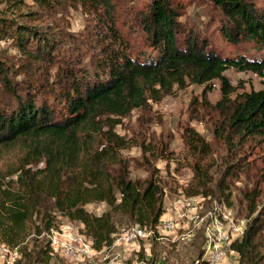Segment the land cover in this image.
Instances as JSON below:
<instances>
[{
	"label": "trees",
	"instance_id": "16d2710c",
	"mask_svg": "<svg viewBox=\"0 0 264 264\" xmlns=\"http://www.w3.org/2000/svg\"><path fill=\"white\" fill-rule=\"evenodd\" d=\"M20 19L0 15V154L14 158L0 167V242L19 247L16 264L47 262L58 216L81 224L94 249L113 242L118 226L156 228L163 213V190L156 169L147 178L129 175L130 158L121 150L130 138L115 131L120 117L148 107L173 86L203 85L201 98L214 84L220 96L210 108L218 113L214 135L227 144L217 188L229 205L228 178L244 164L234 152L248 137L264 135V5L257 0H208L218 31L241 46L221 54L207 36L180 20L178 0H149L136 14L143 41L154 52L135 49L118 25L111 0H32ZM64 2L78 3L87 13V31H68L58 19L42 23ZM43 13V14H42ZM251 72L261 78L257 90H240L226 70ZM201 99V100H202ZM185 147L205 158L208 142L185 127ZM142 156L171 157L169 150L143 142ZM169 159V158H167ZM202 159L191 163L194 177L187 195L210 194ZM232 160V161H231ZM215 196V195H214ZM247 215L264 210V192L244 193ZM90 203H104L100 213ZM262 218L252 216L232 248L252 261L264 238ZM32 235V237H30ZM42 236V237H41ZM32 242V247H28Z\"/></svg>",
	"mask_w": 264,
	"mask_h": 264
},
{
	"label": "rangeland",
	"instance_id": "374dc122",
	"mask_svg": "<svg viewBox=\"0 0 264 264\" xmlns=\"http://www.w3.org/2000/svg\"><path fill=\"white\" fill-rule=\"evenodd\" d=\"M149 0H111L114 4L119 27L126 32L135 49H141L146 54L153 55L148 44L143 41L144 35L135 20L144 4ZM182 10L180 20L185 27L191 25L201 30L208 38L210 46L221 54L238 52L241 46L233 44L221 37L216 21L211 16L214 11L208 0H178ZM264 5V0H257ZM32 0H0V15L20 19V12L25 11ZM33 9L37 6L34 4ZM55 14L42 17V23L51 24L53 17L58 19L60 25L68 31H87V13L78 3L64 2L55 8ZM43 14V13H42ZM8 42L1 41L5 46ZM230 82L240 86V90H257L262 87L261 78L251 72L236 71L232 68L226 70ZM203 85L186 84L183 87L173 86L171 92L159 100L151 102L144 109H133L126 116L120 117L115 131L130 138L131 143L121 150L122 154L130 158L129 175L132 178H147L150 169H156V175L161 179L163 190L162 218L176 221L177 226L170 230L162 227L146 238H139L133 242L118 240L121 233L133 225L118 226L113 235V242L101 249H88L90 239L82 232V226L77 221H69L58 216V228L51 230L44 236L50 241V258L47 262L34 264H264V238L259 240L257 255L250 261L243 258L238 251L232 248L233 239L239 241L247 221L254 215L262 218L264 224V210L256 211L248 216L246 213V200L244 193L255 188L264 192V135L248 137L238 143L234 151L235 157H229L237 164H244L237 176L228 178L230 197L229 205L225 200L217 197V178L220 175L222 162L226 159L229 150L227 144L217 138L213 133L218 113L210 108L220 96L219 85L214 84L212 89L206 91L202 99ZM202 99V100H201ZM195 129L209 144L210 153L202 159L189 151L183 143L185 127ZM143 142L149 147H166L171 157L142 156ZM14 150L9 149L0 154V167L4 161L13 159ZM195 159H202L208 170L210 179L208 189L210 194L203 193L187 195L184 189L194 177L191 163ZM231 160V161H232ZM215 195V196H214ZM220 196V195H219ZM264 198L259 199L258 208ZM89 211L100 213L106 209L104 203H90L86 206ZM217 223V227L212 222ZM264 233V226L262 229ZM78 236L81 237L77 240ZM183 236V237H182ZM239 236V237H238ZM32 237V235H30ZM42 237V236H41ZM91 242V241H90ZM216 250L213 255L206 251V246ZM67 244L74 245L67 249ZM92 244V243H91ZM90 244V245H91ZM32 247V242H28ZM77 247H83L78 250ZM19 249V247H18ZM21 254L18 258L20 261Z\"/></svg>",
	"mask_w": 264,
	"mask_h": 264
},
{
	"label": "built area",
	"instance_id": "2783aa9c",
	"mask_svg": "<svg viewBox=\"0 0 264 264\" xmlns=\"http://www.w3.org/2000/svg\"><path fill=\"white\" fill-rule=\"evenodd\" d=\"M161 215L158 219V223L156 225V228H154V229H157L158 227H162L163 230H167L170 232V230L174 229L177 226L176 221L175 222H174V220L169 221L170 218H162ZM212 224L216 227L218 226L217 223H215L214 221L212 222ZM154 229L149 228L147 226L135 224L132 227L124 230L121 233L119 239H117V240H118V242H119V240H122L124 242H133L139 238L148 237L150 234H152L154 232ZM243 232L244 231H242L241 236L243 235ZM235 238L236 237H234L233 242L235 241ZM80 239H81V237L78 236L77 240H80ZM88 243H89L88 249L90 251H95L91 247L92 246L91 242L88 241ZM66 246H67V249H72L74 245L67 244ZM77 248H78V250H83V247H77ZM205 248H206L207 252L212 253L213 255L216 253V250L211 247V243H208ZM18 256H19V249L17 246L11 247L9 245H6L5 243L0 242V264H14V262L18 258ZM120 264H127V263L122 262ZM134 264H138V262L134 263Z\"/></svg>",
	"mask_w": 264,
	"mask_h": 264
}]
</instances>
